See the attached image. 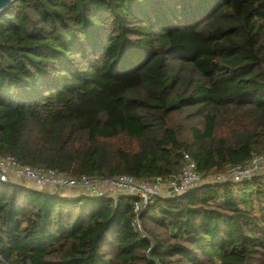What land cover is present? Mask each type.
<instances>
[{"label":"trees","instance_id":"1","mask_svg":"<svg viewBox=\"0 0 264 264\" xmlns=\"http://www.w3.org/2000/svg\"><path fill=\"white\" fill-rule=\"evenodd\" d=\"M202 178L264 153V0H13L0 155L69 176ZM0 181V264H264V172L156 197Z\"/></svg>","mask_w":264,"mask_h":264},{"label":"built area","instance_id":"2","mask_svg":"<svg viewBox=\"0 0 264 264\" xmlns=\"http://www.w3.org/2000/svg\"><path fill=\"white\" fill-rule=\"evenodd\" d=\"M264 172V153L252 155L245 163L230 166L225 173L217 174L212 181L205 180L196 169L189 154L183 153L180 172L167 178L134 179L127 175L101 178L81 175L69 176L50 168L21 165L11 156L0 155V181L29 186L35 190L69 192L70 195L109 197L113 204L121 196H130L134 217L131 226L140 228L139 213L156 197L179 196L204 183L230 180L240 184Z\"/></svg>","mask_w":264,"mask_h":264},{"label":"water","instance_id":"3","mask_svg":"<svg viewBox=\"0 0 264 264\" xmlns=\"http://www.w3.org/2000/svg\"><path fill=\"white\" fill-rule=\"evenodd\" d=\"M13 0H0V11H3L7 9L8 5L12 2Z\"/></svg>","mask_w":264,"mask_h":264},{"label":"rangeland","instance_id":"4","mask_svg":"<svg viewBox=\"0 0 264 264\" xmlns=\"http://www.w3.org/2000/svg\"><path fill=\"white\" fill-rule=\"evenodd\" d=\"M215 176H216V174H212L210 176L205 177V180L212 181ZM21 184H24V183H21Z\"/></svg>","mask_w":264,"mask_h":264},{"label":"crops","instance_id":"5","mask_svg":"<svg viewBox=\"0 0 264 264\" xmlns=\"http://www.w3.org/2000/svg\"><path fill=\"white\" fill-rule=\"evenodd\" d=\"M67 196H74V195H70L69 192H64Z\"/></svg>","mask_w":264,"mask_h":264}]
</instances>
